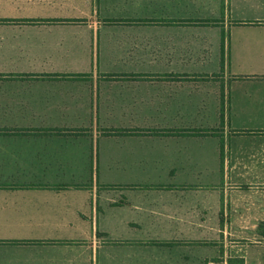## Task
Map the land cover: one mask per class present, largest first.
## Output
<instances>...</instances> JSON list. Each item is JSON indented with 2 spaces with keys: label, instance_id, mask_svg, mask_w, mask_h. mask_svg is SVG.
Wrapping results in <instances>:
<instances>
[{
  "label": "crops",
  "instance_id": "crops-1",
  "mask_svg": "<svg viewBox=\"0 0 264 264\" xmlns=\"http://www.w3.org/2000/svg\"><path fill=\"white\" fill-rule=\"evenodd\" d=\"M0 32V264H256L264 0H0Z\"/></svg>",
  "mask_w": 264,
  "mask_h": 264
},
{
  "label": "rangeland",
  "instance_id": "rangeland-1",
  "mask_svg": "<svg viewBox=\"0 0 264 264\" xmlns=\"http://www.w3.org/2000/svg\"><path fill=\"white\" fill-rule=\"evenodd\" d=\"M1 64L4 63L0 62V65ZM213 81H215V79H202L200 85L209 88L210 85H213ZM207 92H209V89H207ZM263 224L264 222L228 223V228L230 229L232 227L231 240L234 243L233 245L236 253H240L245 246L262 249L261 254L253 253L250 255L256 264H264V234L261 233ZM229 264H244V261L240 258L231 259L229 260Z\"/></svg>",
  "mask_w": 264,
  "mask_h": 264
},
{
  "label": "trees",
  "instance_id": "trees-1",
  "mask_svg": "<svg viewBox=\"0 0 264 264\" xmlns=\"http://www.w3.org/2000/svg\"><path fill=\"white\" fill-rule=\"evenodd\" d=\"M57 131H58V132H61L62 130L58 129ZM241 132L249 133L250 131L246 130V131H241ZM261 233L264 234V224H263L262 227H261Z\"/></svg>",
  "mask_w": 264,
  "mask_h": 264
}]
</instances>
